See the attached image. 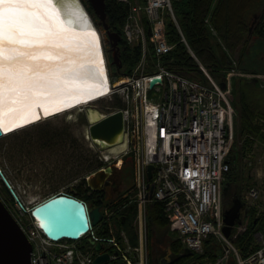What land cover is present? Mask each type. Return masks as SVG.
I'll return each instance as SVG.
<instances>
[{
  "label": "built area",
  "instance_id": "1",
  "mask_svg": "<svg viewBox=\"0 0 264 264\" xmlns=\"http://www.w3.org/2000/svg\"><path fill=\"white\" fill-rule=\"evenodd\" d=\"M119 1L131 3V0ZM143 14H146L153 26L151 38L153 46L150 48L149 54L151 65L148 67V48H146L143 50L139 69L130 77L126 84L127 87L119 92L127 97L133 96L137 109L143 104L145 110L143 124L149 132L152 130V124L146 109L161 110L158 116V124L165 125V128L161 129V140L171 144L173 152L172 155H167L166 158H160L154 162L156 167L155 184L158 187H166L172 179L175 181L182 180L186 182L192 192H196L194 203L189 202L181 205L178 203L181 196L176 193V190L172 189L166 193L155 189L153 202L164 207L165 213L169 215L173 231L179 234L187 251L202 253L205 240L212 236L218 241L220 246L218 248L221 249L222 255L227 253V256L219 257L216 264H230V261L233 260L234 264H264L263 233L257 235L260 239L261 248L259 247L252 254L242 257L236 247L232 245L231 240L223 235L226 210L224 182L226 174L231 170V163L227 157L233 141V135L227 132L226 128L228 119L230 122L234 112L229 102L231 86L229 84L228 87L223 88L214 81L198 84L178 72H172L164 65L168 55L173 50V46L166 38L165 25L167 15L174 18L172 0H144L143 4L136 0L131 10L129 25L126 28L130 42H134L135 39H143V41L146 39L147 35L144 27H142L141 19ZM142 32L143 36L140 34ZM185 44L188 46L187 42ZM158 74L166 76L165 82L151 89L149 80ZM151 92L153 95H150ZM194 94H197L199 99H193ZM141 124L142 118L139 113L127 118L125 122L127 150L125 154L133 156L139 153L140 149L135 143V137ZM167 127L181 128L184 131L195 129V134L199 136L200 140H203L204 144L196 146L193 153H190L187 148L192 142L183 140L179 135L170 138L167 135ZM201 155H204L206 159L200 157ZM147 159L146 153L143 158L145 165H148ZM173 161L185 162L188 165L182 167L180 173L176 169L172 172L170 167ZM198 174H205L206 179V184L203 185L200 195L198 194V187L194 184V179ZM260 193L259 188H252L248 191L246 198L257 199ZM141 197L142 203H147L145 190H141ZM200 205L204 206V210L202 221L199 223L190 213H193L195 208ZM102 212L103 218L99 228L102 229L104 225H109L112 237H99L97 228H93L90 235L97 241L108 245L109 250L119 254V256L112 254V261L120 257L126 264H144L145 227L143 224L145 221L142 207L136 222L139 240V245L136 247L129 244L124 231L112 224V212ZM186 216L190 217L187 221L185 220ZM28 231L34 247L31 253V264H96V253L87 244L82 245L80 242L70 243L67 241L53 242L38 234V238H36L30 229Z\"/></svg>",
  "mask_w": 264,
  "mask_h": 264
},
{
  "label": "rangeland",
  "instance_id": "2",
  "mask_svg": "<svg viewBox=\"0 0 264 264\" xmlns=\"http://www.w3.org/2000/svg\"><path fill=\"white\" fill-rule=\"evenodd\" d=\"M176 1L178 0H175V2ZM258 10V12L254 15L256 17L254 18L255 20L251 24L250 28V30L252 29L249 33L251 43L247 55L250 53V57L259 63L261 68L259 71L247 72L243 69V65L239 66L238 62L234 61L233 63L235 64L236 62L237 64H233V68H235L237 72L236 75L232 77L233 87L230 97V104L234 109L231 122L232 129L234 130L232 154H235L231 156V162L233 163L232 169L235 170L233 171L234 178L232 179L231 184L228 183V188L226 189V201L229 209L232 207L233 202L238 199L239 195H241L243 200H245L251 208L250 212L248 209L243 211V223L241 225H236L235 227L234 238L237 236L235 238V247L240 252L239 255L241 257L252 254L258 250L259 247L261 248V244H259L260 239L257 235L260 233L264 234V142L249 132L245 131V134L243 135L239 132L240 129L237 128L235 124L236 120L240 118L239 111L233 103V96L235 92L234 84L237 83L239 86L242 85L244 90H247V84L255 81L256 83L254 86L260 89V94L264 96V40L253 33L254 29H256L255 27L257 23L260 21V18H264L261 17L264 12V0L261 2ZM176 15L180 23L179 18L181 16L177 13ZM94 18L97 26L99 27V31L102 33L103 47L105 49V55L111 77H114L115 75L119 76V74H122L121 72L128 73L127 75L133 74L135 69H139L140 58L136 62L138 64L134 63V67L128 69L126 66L124 67L126 63L123 59L121 47L123 46L122 42L124 38L122 35L126 31L125 28L123 27L122 29V40L118 45L119 54H117L118 58H116V50H114L111 44H106L105 42V38L108 37V32L104 27H102V25H100V18L98 16H94ZM107 20L109 21L108 16ZM127 22L128 18H125L124 23ZM140 34L143 36V32ZM135 41L147 42V40L143 41V39H135ZM125 46L127 48H131L126 43ZM140 51L143 52V49ZM187 51L190 54L188 49ZM147 52L149 67L151 65V60L149 58L150 49H147ZM190 56L193 58L191 54ZM193 60L197 63L199 70L203 74V78L208 80L203 67L207 70L208 68L203 64H199L194 58ZM229 71L225 72V74ZM209 73L215 78L210 69ZM239 79L243 80L242 83ZM239 88L236 90L238 94ZM115 102H119V107H123L125 105L122 93H116L115 95L112 94L104 98L102 97L97 102L92 103L90 107L83 106L79 109L76 108L75 110L69 112L70 114L67 113L65 115H57L37 124L28 126L25 129H21L18 132L5 135L0 139V168L3 170L5 176L14 187L20 200L25 205L26 210L29 206L43 202L44 200L57 194H76L77 192L83 193L84 191H87V193H83L85 195L82 197L88 198V206L90 207V210H92L93 206L96 205L101 209V211L111 212V206L113 209H116L123 205L117 211V218L121 216L127 219L129 214L134 216L129 223L122 224L123 229L126 231L125 233L128 240L134 246L139 243L136 238L135 229L131 224L137 222L140 212V203L135 195L137 186L136 162L138 157L143 156V149H140L138 154H134L132 159L129 158V156H125V158L122 156L115 158V155H112V157L110 155L108 157L105 153H110L108 152L109 150L105 148L106 151L101 152L100 150L103 149V147H100L91 139L89 134L90 123L89 120H87V114H89L88 112L91 108L96 109L98 112L103 114H107L108 108H112L108 106L113 105ZM254 123L259 132L264 134V119L257 117ZM42 127L49 129L50 142L48 138L44 139L38 133L37 130ZM63 127L66 128L65 149L63 153L60 154V138L55 139V136L57 131H60L59 129H62ZM55 140H58L56 144L54 143ZM249 141L253 142V147L248 146ZM107 147L109 148V146ZM243 150L244 157L241 156V153H239ZM130 162H132V164H130ZM110 165L115 170L113 181L116 182V192L113 195V199L111 198L112 200L110 199L108 202H105L107 201L106 195L96 196V194H92L86 184V178L95 171L101 168H106ZM4 188L5 184L0 175L1 199L5 201L9 210L13 215H15L21 224H24L26 228L34 229L35 224L32 215L21 208V205L16 202L14 198H7L6 194L3 192ZM252 188H259L261 190L259 197L254 200L246 198L248 191ZM90 193L92 194L91 198L93 201L88 196ZM151 204L153 203L148 202L146 205L143 204L142 208L143 219L145 221L143 226L148 229L147 248L149 249V252L153 249V251H155L157 247L160 249H163V247H170L174 256L178 259L177 262L180 261L182 256L187 257L186 261H183L182 264H216L219 257L227 256V253L222 255L221 249L218 248L220 247L218 245V241L216 239L213 240L212 236L205 240V249L202 253H175L174 250L177 246L176 241L180 242L184 248L181 238L179 234L173 231L174 229H172L169 215L165 213L164 207L162 205L160 206L158 203L157 205L160 206L159 214L168 225L166 224V228L164 229L159 226L151 225ZM247 211L249 212L248 216L246 214ZM127 212L128 214L125 216V213ZM252 220H255L256 223L261 222L259 226H255L253 231L250 229ZM118 222H120V220H118ZM33 232L34 231L31 230V233L38 238V235ZM245 235L247 236L245 237ZM243 238L251 240L247 245V249L243 252L245 255H243L242 249L238 245L239 240H242ZM88 239L89 238L85 237V241L81 242V244L83 245L84 242H86L88 245ZM209 253L216 256L215 260L209 257ZM228 255L231 256V254ZM230 264H234V260L230 261Z\"/></svg>",
  "mask_w": 264,
  "mask_h": 264
},
{
  "label": "bare ground",
  "instance_id": "3",
  "mask_svg": "<svg viewBox=\"0 0 264 264\" xmlns=\"http://www.w3.org/2000/svg\"><path fill=\"white\" fill-rule=\"evenodd\" d=\"M116 1L128 8L127 17H126V18H128V22L125 23L123 26L126 30L127 26L129 25V22H130L131 10H132L133 4L135 3L136 0H131V3H124V2H121L119 0H116ZM55 2L57 4V7L60 9L61 18L64 21L65 26L69 29L74 30L73 32H71V34L66 35L63 43H65L69 46L78 47L82 52V56H81L82 62H77L73 66L71 71H65L64 78L65 79H73L74 78L77 81L76 87L78 89H81L84 92L91 91L93 94L91 96H87V95H80L79 92H76L72 96L67 97V98L49 97V98H47L49 101L47 104V107H48V114L47 115H45V108L43 106H38L35 109V111L39 117L38 119H32L31 117H29L27 123H20L18 121V126L10 129L7 132H12V131H14L13 133L18 132L21 129H25L28 126L37 124V123H39L43 120L49 119L51 117H54L57 115H65L66 113L71 112L72 110H75L76 108L79 109L80 107H83V106L90 107L89 105H91L94 102H97L102 97L104 98V97H107V96L112 95V94L115 95L116 93H121L119 91L123 90L124 88L127 87L126 84L130 80V77H132L136 73L137 69H135L133 74H131V75L130 74L127 75V74L122 73V74H119V76L115 75L114 77H111V74H110V71L108 68V64H107L106 55L104 52L105 49L103 47L102 33L99 31V27L97 26L96 22L94 21V19L92 18V16L88 12L83 1L82 0H55ZM139 2H140V4H143L144 0H139ZM174 3H175V0H172V8H173V12H174V18H172L170 15H167L166 19H165L167 41L169 42L168 23L172 22L175 24V27H176L179 35H180L181 42H183V43L187 42L188 43V41H187V39L183 33L182 27H181V25L177 19ZM141 19H142V24L144 27L143 29L147 33V36L145 39V40H147V42L146 43L141 42V41L140 42L139 41L130 42L128 39L126 31L123 34V37L130 47H140L143 50L146 48L150 49L153 46V43L151 41V38L153 36V26H152V23L149 21L148 17L146 16V14H143V17L141 16ZM92 29L95 30V32L97 33V35L99 37V40H98L99 56L96 59H102L103 70H104V73L106 75L101 73V69H100V67L97 66L96 63L89 62L90 54L84 51L85 43L91 42L93 40V37L89 34L90 30H92ZM111 32H113V31H111ZM121 40H122V37H121ZM188 50H189L190 54L193 56V58L199 64H203L199 61L198 57L195 55V53L193 52V50L191 48H189ZM142 53L143 52L141 51V58H142ZM172 61H173V59L172 60L171 59L166 60L164 62V65L169 70H171L172 72H177L176 70L172 69V67L170 66V62H172ZM236 64L237 63L235 62L234 65H236ZM203 70H204V73L206 74V76L208 77V80L207 79L197 80V79H192L189 77H187V78L191 81L198 83V84H206V83L214 81V82L218 83L221 87H223V85H224L225 88L228 87L230 84L231 91H232V87H233L232 77L234 75H236V72H237V70L235 68H232L231 71L224 74L221 78H216V77L214 78L213 76H211L209 73V69L207 70L203 67ZM152 77L153 78H150V80H152L156 77H160L161 78L160 84L165 82V79H166V76L164 74H158V75L152 76ZM122 79H124V80H122ZM150 80H149V86H150ZM160 84H157V85H160ZM154 87H152V88L150 87V88L153 89ZM97 91H99V94H96ZM150 95H153V92H151ZM230 97H231V92L229 95V102H230ZM123 98H124L125 105L122 108L115 109V111L113 113L121 112L123 115V119H124L123 122L124 123L126 122L127 118H130L137 113H139L141 118L143 119V116H145V110L143 108V104L138 106L139 108L137 109V106L134 103L133 96L127 97L126 95L123 94ZM193 99H199V96L197 94H194ZM230 106H231V104H230ZM231 108H232V106H231ZM92 110H94V109H92ZM146 112L149 115V118L151 120L152 130H150V132H149L148 128L142 123L141 126L139 127L138 132H137L136 137H135V143H136L137 147L139 149H143V156L138 157L137 162H136V164H137V186H136L135 195L137 196V199L139 200L140 209H141V207L143 208V204L146 205V203H144V202L142 203V201H141V199H142L141 190L146 191L147 203L152 202L153 204H157L156 202H153V200H154L153 196H154L155 189L157 191L161 190V191L166 192V193H168V192H170V190L174 189L177 191L176 193L179 196H181L178 203H180L181 205L185 204V203H189V202L194 203L193 200L195 198L196 192H192L191 189L187 186L185 181H182V180L175 181L172 179L168 182L166 187H158L155 184L154 180H155V174H156V167L154 165V162L158 161L160 158H166L167 155H172L173 150H172L171 144L164 143L163 140H161V136H160L161 129L165 128V125H159L158 124V116H159L161 110L160 109L151 110V109L147 108ZM90 114H92L91 118L97 117L98 115L100 116V114L96 111H94L93 113L90 112ZM107 114H109V113H107ZM11 118H13L12 114H6L4 116L5 122H7ZM231 122H232V117L230 119V122L228 119L226 128H227V132L231 133V135H234V130L232 129ZM195 131H196L195 129H188V130L184 131L181 128L167 127V135L170 138H173V136H175V135H179V136H181V138L183 140H190L192 142L191 145L188 146V148H187V151L190 153H193L196 146L204 144L203 140H200L199 136H197L195 134ZM3 132H5V131H3ZM8 134H6V135H8ZM99 143L102 144L103 142L99 141ZM159 144H160V146H159ZM232 145H233V141H232ZM232 145H231V148H232ZM102 146L104 147L103 149L107 148L106 145H102ZM125 148H126V142H124V145H122V146L110 148L108 151L110 153H105V154L109 157L110 155H113V153H114L115 157H117L118 155H120L122 153L123 149H125ZM231 148H230V151H231ZM230 151H229V154H230ZM146 153L148 155V159H147L148 165H145L143 163V158L145 157ZM229 154H228V157H229ZM200 157H204V159H206V157L204 155H201ZM228 157H227V159H228ZM187 165L188 164L185 162L177 163V162L173 161L171 164L170 170L173 172V170L176 169L180 173V169L182 167H186ZM150 166L153 167V169L151 170L152 177L148 180L149 186L147 187V185L145 183V174L147 172V168ZM148 172H147V175H148ZM194 184L198 187V189H199L198 194L200 195L202 193L201 189H202L203 185L206 184L205 174H198L194 179ZM11 186H12V184H11ZM152 188H153V190H152ZM13 189H14V187H13ZM14 191H15V189H14ZM15 193H16V191H15ZM16 195H17V193H16ZM17 197H19V196L17 195ZM238 199H240L243 202L245 207L247 206L248 203L245 200H243L240 196L238 197ZM224 202H225V208H226L225 214H226V211L228 209V205H227L226 195H225V182H224ZM234 202H233V204H234ZM40 204L41 203H37V204L32 205V206L35 209ZM24 206L21 203L20 207L22 208ZM122 206H120L116 209H113L111 206L110 211L113 214V216L111 218L112 224L117 225L121 231H124L122 224L120 223V222H122V219H124V218L121 216H119L117 218V211ZM203 210H204V206L200 205V206H197L195 208V211L193 213H190V214H191V216H194L196 218V220H198V222L200 223L202 221ZM189 218H190L189 216H186L185 220L187 221ZM118 220H120V222H118ZM238 220L240 221V218H238ZM35 221H36L35 224L39 227V221H37V220H35ZM189 224L191 225V223H189ZM233 230H234V228L232 229V231ZM108 232H109V225H104L102 228V233L107 234ZM232 233L233 232H231V235L229 238L226 237L225 232H224V228H223L224 237L230 239L232 245L235 246L234 241L232 240ZM33 250H34V247L32 246L31 253L33 252ZM144 258H145V254H144V250H143V259ZM30 261H31V255H30Z\"/></svg>",
  "mask_w": 264,
  "mask_h": 264
},
{
  "label": "trees",
  "instance_id": "4",
  "mask_svg": "<svg viewBox=\"0 0 264 264\" xmlns=\"http://www.w3.org/2000/svg\"><path fill=\"white\" fill-rule=\"evenodd\" d=\"M82 1L95 21L94 16L97 17V15L89 0ZM262 1L263 0H178L174 3L176 13L181 16L179 18L180 25L188 41L189 47L194 51L203 65L211 70L215 77L221 78L225 72L231 70L234 61H237L239 66L243 65V69L247 72L260 70V64L250 57V53L247 55V52L251 43L249 36L251 24L255 20V13L261 10L258 9ZM106 11L109 18V30L118 32L122 35V29L125 24L124 22L127 17L128 8L118 3L116 0H106ZM263 15L264 12L261 17H264ZM255 28L256 29H254L253 33L264 40V18H260V21ZM168 35L169 43L174 46L173 51L167 57V60L173 59V61L170 62L172 69L186 77L205 80L197 63L188 53L187 46L181 42L180 35L175 24L172 22L168 23ZM122 43V55L124 62L126 63L124 67L126 66L127 69L132 68L134 67V63L138 64L136 62L139 58L141 59V49L140 47H131L132 49L128 47L130 49L129 51L125 46V43L127 44L125 39H123ZM121 73L128 74L125 72ZM239 80L242 83L243 80ZM255 83V81L248 83L247 90H244V87L242 85L239 86L238 83L234 84L235 92L233 103L234 106L238 108L240 116L235 124L237 128L240 129L239 132L242 135L245 134L246 131L264 142V134L259 132L254 123L257 117L264 119V96L260 94V89L254 86ZM238 88L239 94L236 91ZM108 107L114 109L122 108L119 107V102H115ZM112 108H108V112L114 110ZM37 131L41 137L44 139L48 138L50 142L49 129L42 127ZM248 146L253 147V142L249 141ZM232 151L233 149L231 148L228 157V161L231 163V170L226 174L225 195L228 183L231 184L232 179L234 178L233 171L235 169H232L233 163L231 162V156L235 154H232ZM242 152L244 153V150ZM85 192L87 193V191H84L83 193ZM83 193L77 192L72 195L82 198L85 201L88 200L87 197H82L85 195ZM159 211V205H150L151 225L159 226L164 229L166 228L167 222L160 216ZM126 214H128V212L125 213V216ZM260 223H256L255 220H252L250 226L251 231L255 229V226H259ZM246 236L247 235H245V237ZM250 241L251 240H248L247 238L239 240L238 245L242 249V253L245 252ZM176 244L177 246L174 250L175 253L181 254L186 252L180 242L176 241ZM234 244L236 245L235 241ZM243 255L245 254L243 253ZM209 257L213 260L216 258L212 253H209ZM186 259L187 257L182 256L180 261L176 264H182Z\"/></svg>",
  "mask_w": 264,
  "mask_h": 264
},
{
  "label": "snow or ice",
  "instance_id": "5",
  "mask_svg": "<svg viewBox=\"0 0 264 264\" xmlns=\"http://www.w3.org/2000/svg\"><path fill=\"white\" fill-rule=\"evenodd\" d=\"M73 31L65 26L55 0H0V129L7 132L18 121L38 119V106L47 115L49 97L93 94L78 89L74 78H64L65 71L82 62L81 50L63 43ZM89 34L93 40L84 51L105 74L102 59H96L99 37L94 29ZM6 114L13 118L5 122Z\"/></svg>",
  "mask_w": 264,
  "mask_h": 264
},
{
  "label": "water",
  "instance_id": "6",
  "mask_svg": "<svg viewBox=\"0 0 264 264\" xmlns=\"http://www.w3.org/2000/svg\"><path fill=\"white\" fill-rule=\"evenodd\" d=\"M89 2L96 15L100 18V25L108 32V37L105 38L106 44H111L114 50H116L115 57L118 58V45L121 41V36L109 30L106 0H89ZM250 31H252V29ZM160 83L161 78L156 77L150 80V87L152 88ZM223 87L225 88L224 85ZM91 109L89 111L92 113L94 111L98 112L96 109ZM90 112L87 114V120H89L90 123L89 134L94 142L99 144L100 147H103L102 145L115 146L123 142L125 129L121 112L113 114L98 112L100 116L98 115L99 117L97 116L94 118H91L92 114H90ZM142 121L144 120L142 119ZM3 135L4 132L0 129V137ZM99 141L103 143L100 144ZM152 169V166L148 167V175L147 172L145 174V183L147 187L149 186L148 180L152 177ZM113 170L112 166H107L106 168L99 169L86 178L88 187L92 191L97 192L106 189L108 193L106 197L107 201L112 198L109 177L112 175ZM0 175L5 184L3 192L9 198L14 197L19 201L14 189L1 169ZM243 209H245V205L240 199H236L232 207L227 209L225 214L226 225L224 227L226 237H230L231 232L234 231H232V229H235L236 225H241L243 223L241 220ZM247 209L248 211L250 210L249 208ZM33 215L36 217L37 221H39V225L47 237L53 241L62 239L77 241L87 236L92 226L99 223L102 217L99 208H95L89 212L88 205L83 199L67 194L55 195L43 201L35 208ZM238 218H240V221ZM89 242L91 245L95 246L97 251L103 250L101 242H96L93 238H90ZM31 251L32 243L0 198V264H31ZM109 259V254H102L97 257L96 263H105L109 261Z\"/></svg>",
  "mask_w": 264,
  "mask_h": 264
},
{
  "label": "flooded vegetation",
  "instance_id": "7",
  "mask_svg": "<svg viewBox=\"0 0 264 264\" xmlns=\"http://www.w3.org/2000/svg\"><path fill=\"white\" fill-rule=\"evenodd\" d=\"M59 130L60 131H57L55 139L60 138L59 139V142H60L59 153L62 154L64 149H65L64 146H65V139H66V128L63 127L62 129H59ZM57 141L58 140H55L54 143L56 144ZM114 171L115 170H113L112 175L109 177L110 188H111L110 191H111L112 195H114L116 192V188H115L116 182L113 181L114 180ZM107 189H108V187H107ZM92 194L93 195L96 194V196H101V195L108 196L106 189H103L102 191L92 192ZM92 194H91V196H92ZM90 199H92V198H90ZM112 199H113V197H112ZM131 220H132V215L129 214L127 219L126 218L122 219L121 224L129 223ZM153 250L149 254H147L146 250H145V254H146L145 255V264H149V263L150 264H176L178 261L177 257L174 256L170 247L169 248L163 247V249H160L159 247H157L155 251H153ZM117 264H124V263L121 260H118Z\"/></svg>",
  "mask_w": 264,
  "mask_h": 264
}]
</instances>
